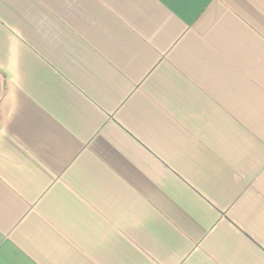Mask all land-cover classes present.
<instances>
[{
  "label": "crops",
  "instance_id": "0c3cea01",
  "mask_svg": "<svg viewBox=\"0 0 264 264\" xmlns=\"http://www.w3.org/2000/svg\"><path fill=\"white\" fill-rule=\"evenodd\" d=\"M0 264H264V0H0Z\"/></svg>",
  "mask_w": 264,
  "mask_h": 264
}]
</instances>
